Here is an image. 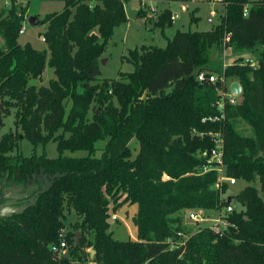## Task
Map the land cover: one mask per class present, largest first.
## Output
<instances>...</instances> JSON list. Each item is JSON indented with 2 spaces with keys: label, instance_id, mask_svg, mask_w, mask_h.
<instances>
[{
  "label": "trees",
  "instance_id": "16d2710c",
  "mask_svg": "<svg viewBox=\"0 0 264 264\" xmlns=\"http://www.w3.org/2000/svg\"><path fill=\"white\" fill-rule=\"evenodd\" d=\"M128 1L64 0L36 16L46 48L19 41L27 5L11 0L0 10V129L3 113L15 117V130L0 136V191L36 185L23 212L0 216V264H264V0H221L210 29H177L165 45L130 48L123 58L133 69L102 77L100 58L129 20ZM150 20L162 31L174 23L168 7ZM228 46L241 56L217 73L211 65ZM255 51L256 63H245ZM47 67L53 76L38 83ZM233 81L242 86L234 103ZM217 138L225 173L247 183L236 192L205 169L203 152ZM50 140L57 156L45 150ZM133 205L136 239H119L111 215ZM191 209L219 210L229 224L194 230L185 222ZM62 240L69 257L52 248Z\"/></svg>",
  "mask_w": 264,
  "mask_h": 264
},
{
  "label": "rangeland",
  "instance_id": "374dc122",
  "mask_svg": "<svg viewBox=\"0 0 264 264\" xmlns=\"http://www.w3.org/2000/svg\"><path fill=\"white\" fill-rule=\"evenodd\" d=\"M9 0H0V10L2 8L8 7L7 4ZM27 5L26 19L23 22L24 32L20 33L19 41L21 43L31 42L37 48H46L47 44L43 40L41 32L46 28V25L38 20L35 23H32L29 20L30 16H38L43 18L46 13L52 11H59L62 9L64 0H18V2ZM127 13L129 15V23H123L115 29V32L108 42L107 49L105 50L103 56L100 58V68L102 77H117L120 70L129 71L133 69V65L126 61L123 58V55L128 53L130 48L140 47L141 45L149 44H158L165 45L167 42L166 37H171L177 29L180 30H206L210 29L216 23L219 22L220 14L224 11V6L219 1L215 0H167L161 2H155L153 0H148L147 10L148 15L139 17L134 14V11L129 9V3L126 2ZM169 7L173 9V12H177L178 16H175V20L172 26L167 27L162 31L159 27L154 26V21L150 20L153 16H156V13L161 9ZM198 19L196 21L191 20L192 11H194ZM213 12H216L217 15H212ZM149 18V19H148ZM224 52V51H223ZM223 53L220 57H217L212 63L211 67L217 70V73H220L224 70V63L234 62V58L241 56L239 53H235L231 46L226 48V54ZM245 57H252L253 59L257 58L258 52L253 53L246 52L244 53ZM230 56V57H229ZM53 76V71L48 67L44 70L43 75L38 83L47 84L50 77ZM236 97L241 98V93L237 94ZM3 106L0 103V107ZM11 114L4 115V126L0 129V136L2 133L8 130H15L14 123V109L11 110ZM104 141L101 140L98 145L102 146ZM136 146L135 152L138 150L137 143H134ZM20 148L25 155H31L33 153V145L26 138H22L20 141ZM43 145L39 144L37 146V152L43 151ZM45 150L49 156H57V142L50 140L46 146ZM100 151L98 152V154ZM66 154L73 156L85 155V151H66ZM247 183L244 181H239L232 186V192H236L243 188ZM36 189L35 184H30L26 189L23 187L11 189H4L3 192L0 191V203H5L8 200H13L12 205L22 206L27 200L33 199L34 190ZM8 197H13V199H8ZM122 208L116 213L119 215L118 219L110 220V230H113L114 236L119 239L132 238L136 239L137 230L132 221V216L135 212V207ZM127 210V211H126ZM213 215V214H212ZM77 215L72 212L69 213L67 222L75 221ZM185 222L193 225V229L197 228V224L194 220L185 218ZM89 250H91L89 248ZM92 255L94 253H91ZM91 255V256H92ZM72 264H76L73 262ZM89 264H94V261H91Z\"/></svg>",
  "mask_w": 264,
  "mask_h": 264
},
{
  "label": "built area",
  "instance_id": "2783aa9c",
  "mask_svg": "<svg viewBox=\"0 0 264 264\" xmlns=\"http://www.w3.org/2000/svg\"><path fill=\"white\" fill-rule=\"evenodd\" d=\"M10 1H7V4H10ZM141 1V6L145 5L146 3H148V0H140ZM215 1H221V0H215ZM248 11V7L245 6L244 8V13H247ZM24 32V26L21 27L20 29V33ZM226 38H229V35L226 36ZM44 40V38H43ZM226 48H224V55L227 56L226 54ZM228 57V56H227ZM230 57V56H229ZM235 59V58H234ZM244 62L245 63H251V64H255L256 61L255 59H253L252 57H245L244 58ZM230 64V63H228ZM227 62L224 63V68L228 65ZM218 74L213 72L211 74H209V79L211 81H216L218 78ZM198 78L200 80L206 78L205 73L201 72L198 76ZM222 80L224 79L223 76L221 78ZM229 95V99L232 103H234L236 101V94H234L231 91L230 88V92L227 93ZM223 95H225V93H223ZM225 98V97H223ZM219 106L223 107V100L219 101ZM210 119L212 117H209ZM216 140V146L214 148H212V150L210 152L208 151H204L203 155L207 156V163L205 165V169H212V168H216L218 170L219 173V180L220 181H227L230 184H235L237 182L235 177L232 176H228L225 173V168H224V163H223V159H222V143H221V138H217ZM164 179H171V176L169 174H164ZM227 210L231 211L232 210V205L229 204L227 206ZM213 214V215H212ZM118 214L117 213H112L111 217L112 219H118ZM187 217L188 219H190L191 221L194 220L195 223L197 224V227H199V224H208L212 230H214L215 232H220L222 231L225 227H227V225L229 224V221L223 216V213L218 211H207L204 209H191L187 211ZM54 251L57 252H66V242L65 240H62L59 244H55L52 246ZM94 264H96L94 262ZM144 264H149L148 261H146Z\"/></svg>",
  "mask_w": 264,
  "mask_h": 264
},
{
  "label": "water",
  "instance_id": "95a60500",
  "mask_svg": "<svg viewBox=\"0 0 264 264\" xmlns=\"http://www.w3.org/2000/svg\"><path fill=\"white\" fill-rule=\"evenodd\" d=\"M137 4V8L136 10H138L141 7V1L140 0H132V5ZM29 20L32 23L36 22V16H30ZM2 44V41L0 39V46ZM231 91L234 94H240L242 92V86L240 84L239 81H233L231 83ZM1 196V195H0ZM8 199H13V197H8ZM232 197H228V201H231ZM13 200H8L5 203H0V216L4 217V216H10L13 213H18V212H23L25 210V208L27 207V205L23 204L22 206H17V205H12ZM77 235L79 236L80 233L78 232ZM92 252L95 253V249H92ZM65 257H69L70 256V251L66 250V252L64 253Z\"/></svg>",
  "mask_w": 264,
  "mask_h": 264
},
{
  "label": "crops",
  "instance_id": "0c3cea01",
  "mask_svg": "<svg viewBox=\"0 0 264 264\" xmlns=\"http://www.w3.org/2000/svg\"><path fill=\"white\" fill-rule=\"evenodd\" d=\"M151 1V0H150ZM153 1H155V2H161L160 0H153ZM164 1V0H163ZM165 1H167V0H165ZM220 3H222L221 1H219ZM128 3H129V9H131V10H133L134 11V14L136 15V12H135V10H136V8H137V4H134V5H132V0H129L128 1ZM223 4V3H222ZM223 6H224V4H223ZM125 7H126V5H125ZM169 8V7H168ZM171 9V8H170ZM172 10V14H173V19L175 20V16L177 17L178 16V14H177V12H173V9H171ZM126 11H127V7H126ZM127 15H128V13H127ZM212 15H217V13L216 12H213L212 13ZM128 18H130L129 17V15H128ZM127 24L129 23V20H128V22H126ZM117 28V27H116ZM131 207H135V212H136V205H133V206H131ZM130 209V208H129ZM134 212V213H135ZM136 227V226H135ZM136 230H137V228H136ZM91 253H93L92 252V250H91Z\"/></svg>",
  "mask_w": 264,
  "mask_h": 264
}]
</instances>
